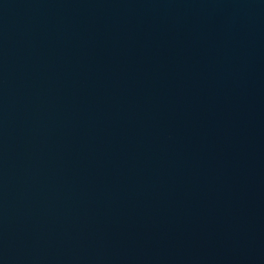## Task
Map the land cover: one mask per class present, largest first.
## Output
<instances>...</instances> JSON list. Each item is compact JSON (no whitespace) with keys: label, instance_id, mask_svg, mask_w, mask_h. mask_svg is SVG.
Instances as JSON below:
<instances>
[{"label":"water","instance_id":"95a60500","mask_svg":"<svg viewBox=\"0 0 264 264\" xmlns=\"http://www.w3.org/2000/svg\"><path fill=\"white\" fill-rule=\"evenodd\" d=\"M0 264H264V0H0Z\"/></svg>","mask_w":264,"mask_h":264}]
</instances>
